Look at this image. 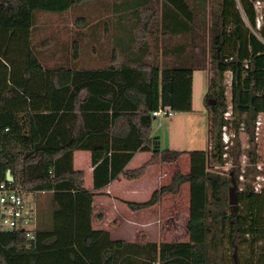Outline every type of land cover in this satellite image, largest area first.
I'll return each mask as SVG.
<instances>
[{
	"label": "trees",
	"instance_id": "16d2710c",
	"mask_svg": "<svg viewBox=\"0 0 264 264\" xmlns=\"http://www.w3.org/2000/svg\"><path fill=\"white\" fill-rule=\"evenodd\" d=\"M77 1L50 0V6L44 0H0V182L25 196L50 192L53 206L41 212L33 207V239L22 228L0 227V264H220L223 238L235 235L251 245L259 242L251 264H264V192L244 187L238 193V206L246 199L244 214H238V207L228 214L223 193L230 178L210 163H222L225 152V71L231 73V121L245 125L249 140V124L264 112V24L256 29V0H240L248 25L235 0H220L210 9L209 25L187 0H161L160 7L145 9L136 43L114 49L105 66L44 67L31 38L36 12H59ZM197 1L202 6L205 0ZM183 33H188L185 44L175 46L172 59L160 61L158 41ZM205 38L208 50L197 41ZM167 51L164 45L160 53L166 56ZM207 63L214 67L204 99L214 144L190 151L189 172L176 171L148 201L128 203L132 209L146 207L159 193L176 192L188 182L189 241L125 242L93 230L94 193L84 187L83 171L73 169L72 152L91 151L95 188L119 175L132 180L152 164L176 161L184 151L165 148L153 151L141 166L124 169L135 151H152L157 139L151 136L152 110L159 105L191 110L193 72ZM7 169L11 182L5 178Z\"/></svg>",
	"mask_w": 264,
	"mask_h": 264
},
{
	"label": "rangeland",
	"instance_id": "374dc122",
	"mask_svg": "<svg viewBox=\"0 0 264 264\" xmlns=\"http://www.w3.org/2000/svg\"><path fill=\"white\" fill-rule=\"evenodd\" d=\"M49 1L44 0V3L51 6ZM187 1L198 12L199 20L209 25L210 9L216 8L220 0H205L202 6H199L197 0ZM160 3L161 0H80L59 12L39 11L35 14L36 29L32 32V44L34 49H40L41 60L49 67L58 65L83 67L90 65V63L97 66L106 65L114 49L122 45L128 46L129 44L132 46L136 43L134 34L141 24L145 9L149 6L160 7ZM235 3L244 22L248 25L240 0H235ZM254 8L257 29L264 24V0L254 1ZM157 20L159 21V17ZM196 29L199 31L198 28ZM187 36L188 33H183L159 40L157 46L159 60L172 59L173 49L175 46L185 44ZM197 41L204 44L208 50L207 38L204 41L202 39ZM148 43L153 45L151 37L148 38ZM164 45L168 49L166 56L161 55V49ZM90 48L93 49V52ZM90 60L92 61L90 62ZM213 74L214 67L208 63L205 70L201 69V71L194 73L191 110L175 111L173 115L167 118H153L151 132L159 137L161 149L183 150L189 153L192 150L206 149L207 143L211 149L215 136L210 130L212 126L211 115H209V109L205 105L204 99L208 89V79ZM230 78V71H225L221 82L227 105L225 111H228L226 114L225 111L223 112L226 128H221V141L225 150L222 154L223 161L219 163L210 160V163L227 179L235 178L236 174L233 169L237 168V171L241 173L238 178V187L250 186L252 188L258 182L260 183L258 187H261L264 183L263 174H260L259 177L255 176L254 169L258 170V167L249 164V159L253 157L260 168L264 167V112L256 115L254 121L249 124V129L253 134V140H249V133L246 132L245 125L240 123L237 127L231 121L233 115L229 106ZM257 120L260 121L259 125L256 123ZM224 132L228 136L227 143L222 138ZM248 153H251V156ZM184 164L185 158L182 157L176 171H186L187 165L185 167ZM230 172L232 173L230 174ZM169 175L168 173L166 178ZM229 185L230 182L223 193L226 199L224 209L228 214L231 213V205L227 199ZM169 202L166 199L163 201L164 205H168ZM176 204L177 207L173 213L162 216L163 223L168 222L169 229L172 231L171 235L165 237L166 240H185L183 226L187 215V198L184 199V195L181 194L179 199L177 198ZM245 208L246 199L244 198L239 202L238 214H244ZM171 219L175 220L174 225ZM173 228L176 229L173 231ZM228 228L229 226H227ZM259 245H261L259 242L251 245L241 235H235L231 240L224 237L223 247L217 252L220 264H234L232 257L234 248H236L235 260L237 264L255 263L259 254Z\"/></svg>",
	"mask_w": 264,
	"mask_h": 264
},
{
	"label": "crops",
	"instance_id": "0c3cea01",
	"mask_svg": "<svg viewBox=\"0 0 264 264\" xmlns=\"http://www.w3.org/2000/svg\"><path fill=\"white\" fill-rule=\"evenodd\" d=\"M36 24V22H35ZM36 27H33V31ZM33 33L31 34V38ZM46 50V49H45ZM93 52V49L90 48ZM92 60H90L91 62ZM44 67H48L41 60ZM49 65V64H48ZM105 65H95L90 63L87 66H74L73 69H88L97 68ZM52 67V66H50ZM205 70V69H204ZM201 70H194V73ZM154 118V117H153ZM152 124V123H151ZM151 136H155L151 132ZM157 145V146H155ZM208 147V143H207ZM161 149L160 139L153 142L152 151L137 150L125 164L124 169H134L141 166L147 161L154 150ZM157 150V151H158ZM183 151V150H181ZM185 158L186 171H180L186 174L190 170V155L184 151L174 162H158L147 167L144 174L136 179L127 180L119 175L117 178L110 180L104 186L95 188L93 182V165L91 162V151L88 149H75L72 152V167L75 170H81L84 173V187L93 191L94 195L91 201V228L93 230L106 231L109 233L111 240H120L125 242L138 243H160L169 241H189V234L186 229V224L189 219V204H190V186L188 182L182 183L176 192L165 191L158 194V199L153 204L146 207L132 209L129 207V202L142 203L148 201L155 190H159L162 186L170 183L176 168L179 165V160ZM171 171V173H170ZM170 174L167 178V174ZM187 198V215L184 223V238L185 240H166L167 235H171L172 231L167 223H163L162 216L170 215L177 207L176 200L180 195ZM26 198L32 207L38 208L41 212L43 206L46 209L51 207V193H28ZM168 200V205H164L163 201ZM49 205V206H48ZM166 221V220H165ZM173 225L175 220L171 219ZM163 223V224H162ZM43 227L42 222L39 224ZM176 227V226H174ZM176 228H173V231ZM162 238V239H161Z\"/></svg>",
	"mask_w": 264,
	"mask_h": 264
},
{
	"label": "built area",
	"instance_id": "2783aa9c",
	"mask_svg": "<svg viewBox=\"0 0 264 264\" xmlns=\"http://www.w3.org/2000/svg\"><path fill=\"white\" fill-rule=\"evenodd\" d=\"M230 109H231V105ZM169 106L159 105L156 109L152 110L151 114L153 117L167 118L174 114ZM228 111H225V114ZM256 123L259 125L260 121ZM226 128V125L223 126ZM7 129V128H6ZM223 134V140L225 143L228 142V136L226 133ZM34 209L29 204L26 196L7 186L6 182H0V227L5 230H12L16 228H22L25 231V235L28 239H33L34 235L32 232L33 221H34Z\"/></svg>",
	"mask_w": 264,
	"mask_h": 264
},
{
	"label": "water",
	"instance_id": "95a60500",
	"mask_svg": "<svg viewBox=\"0 0 264 264\" xmlns=\"http://www.w3.org/2000/svg\"><path fill=\"white\" fill-rule=\"evenodd\" d=\"M215 100L213 99H208V103H214ZM154 150H158V148H154ZM5 178L8 182H11L13 180V176L11 175L10 173V170L7 169L6 173H5ZM228 203L231 205V209L234 213L237 212V207H238V195H237V183H236V180L235 178L231 177L230 178V185L228 186ZM235 255H236V248H234V251H233V254H232V257H233V260L236 263V260H235Z\"/></svg>",
	"mask_w": 264,
	"mask_h": 264
},
{
	"label": "flooded vegetation",
	"instance_id": "af4514ba",
	"mask_svg": "<svg viewBox=\"0 0 264 264\" xmlns=\"http://www.w3.org/2000/svg\"><path fill=\"white\" fill-rule=\"evenodd\" d=\"M258 115V114H257ZM248 154H250L251 155V153H248ZM249 164H254V166H257L258 168V170H256V169H254V172H255V176L256 177H259L260 176V174H263V179H264V167L263 168H260V166L255 162V159L253 158V157H251V159H249ZM254 168H256V167H254ZM234 171H235V180H236V183H237V195H238V193H240L241 191H242V189H244V187L242 188V187H238V178H239V176L241 175V173H239L237 170V168H235V169H233ZM232 172H230V174H231ZM257 183V182H256ZM258 184H259V186H260V183L258 182L257 183V185L256 184H254V186H252V192L253 193H263L264 192V183L261 185V187H258ZM234 264H235V262H234Z\"/></svg>",
	"mask_w": 264,
	"mask_h": 264
}]
</instances>
